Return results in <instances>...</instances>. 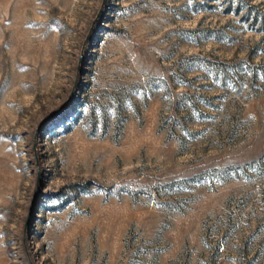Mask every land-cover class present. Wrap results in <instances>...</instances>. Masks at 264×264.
<instances>
[{
  "label": "rangeland",
  "instance_id": "374dc122",
  "mask_svg": "<svg viewBox=\"0 0 264 264\" xmlns=\"http://www.w3.org/2000/svg\"><path fill=\"white\" fill-rule=\"evenodd\" d=\"M0 264H264V0H0Z\"/></svg>",
  "mask_w": 264,
  "mask_h": 264
},
{
  "label": "built area",
  "instance_id": "2783aa9c",
  "mask_svg": "<svg viewBox=\"0 0 264 264\" xmlns=\"http://www.w3.org/2000/svg\"><path fill=\"white\" fill-rule=\"evenodd\" d=\"M216 250H217V252L219 254L222 253L223 252V246H222V244L218 245Z\"/></svg>",
  "mask_w": 264,
  "mask_h": 264
}]
</instances>
